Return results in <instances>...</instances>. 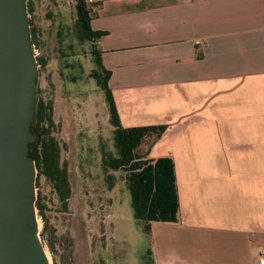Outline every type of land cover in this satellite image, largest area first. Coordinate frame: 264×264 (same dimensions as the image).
Wrapping results in <instances>:
<instances>
[{
  "label": "crops",
  "instance_id": "obj_1",
  "mask_svg": "<svg viewBox=\"0 0 264 264\" xmlns=\"http://www.w3.org/2000/svg\"><path fill=\"white\" fill-rule=\"evenodd\" d=\"M88 7L120 126L143 135L146 159L173 165L177 219L150 223L151 264H260L264 0Z\"/></svg>",
  "mask_w": 264,
  "mask_h": 264
},
{
  "label": "rangeland",
  "instance_id": "obj_2",
  "mask_svg": "<svg viewBox=\"0 0 264 264\" xmlns=\"http://www.w3.org/2000/svg\"><path fill=\"white\" fill-rule=\"evenodd\" d=\"M29 1L33 54L46 61L40 71L37 66V98L55 106V136L69 185L64 208L42 177L35 188L44 205V232V219L35 213L49 264H151V243L131 216L124 173L100 169V148L113 153L112 127L103 93L88 77L96 69L92 47L73 34V1Z\"/></svg>",
  "mask_w": 264,
  "mask_h": 264
},
{
  "label": "water",
  "instance_id": "obj_3",
  "mask_svg": "<svg viewBox=\"0 0 264 264\" xmlns=\"http://www.w3.org/2000/svg\"><path fill=\"white\" fill-rule=\"evenodd\" d=\"M38 74L26 0H0V264H49L29 152Z\"/></svg>",
  "mask_w": 264,
  "mask_h": 264
},
{
  "label": "trees",
  "instance_id": "obj_4",
  "mask_svg": "<svg viewBox=\"0 0 264 264\" xmlns=\"http://www.w3.org/2000/svg\"><path fill=\"white\" fill-rule=\"evenodd\" d=\"M75 11L73 34L80 43H90L91 54L96 63V69L89 72L88 77L103 93L108 110V122L112 127L113 153L100 148V169L102 172L119 171L124 173V184L129 195V207L133 220L140 222L146 236L149 234L151 222L174 223L177 219L178 201L175 190L173 165L169 158L146 159L141 153L139 145L143 135L136 131L122 128L118 122L114 105L107 90L109 71L104 69L94 50V43L105 33L92 31L89 26L92 17L88 3L85 0H72ZM27 14L32 12L30 1H26ZM30 43L34 45L37 39L31 29ZM36 65L43 68L46 64L42 56L35 57ZM49 86L52 84L48 82ZM36 100L31 123V131L36 140L30 146V155L36 169L35 188L42 177L49 185L57 201L65 206L69 195V185L66 169L60 163L61 146L56 138L60 130L55 123L53 114L55 106L50 100L37 98L39 89H35ZM107 181H111L107 177ZM110 186V184H109ZM39 191L36 193L35 208L39 216L44 219L43 232L46 227L43 218L44 205L40 201ZM42 234V233H41ZM47 247L53 253L52 245L47 241Z\"/></svg>",
  "mask_w": 264,
  "mask_h": 264
},
{
  "label": "built area",
  "instance_id": "obj_5",
  "mask_svg": "<svg viewBox=\"0 0 264 264\" xmlns=\"http://www.w3.org/2000/svg\"><path fill=\"white\" fill-rule=\"evenodd\" d=\"M86 2L87 3H89V2H91V0H86ZM31 48H33L32 47V45H31ZM32 52H34V50L32 49ZM34 55V54H33ZM35 56V55H34ZM264 253V252H263ZM260 264H264V259L262 258V259H260Z\"/></svg>",
  "mask_w": 264,
  "mask_h": 264
}]
</instances>
